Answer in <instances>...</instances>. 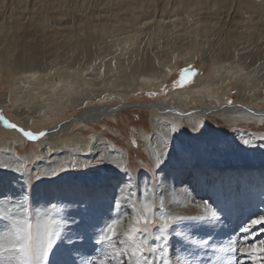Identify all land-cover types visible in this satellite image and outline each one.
<instances>
[{"label":"bare ground","instance_id":"bare-ground-1","mask_svg":"<svg viewBox=\"0 0 264 264\" xmlns=\"http://www.w3.org/2000/svg\"><path fill=\"white\" fill-rule=\"evenodd\" d=\"M180 62L209 71L171 87ZM1 86L0 105L25 131L79 111L34 141L37 175L18 156L27 138L4 130L0 114V206L58 221L55 244L76 245V264L107 260L104 224L121 216L128 227L145 200L185 218L169 229L172 264H236L221 249L264 213V0H0ZM152 92L159 100L144 104L151 129L141 136L156 179L135 175L130 150L96 131L121 114L118 103ZM211 212L218 220L208 224ZM189 237L210 246L182 250Z\"/></svg>","mask_w":264,"mask_h":264},{"label":"snow or ice","instance_id":"snow-or-ice-1","mask_svg":"<svg viewBox=\"0 0 264 264\" xmlns=\"http://www.w3.org/2000/svg\"><path fill=\"white\" fill-rule=\"evenodd\" d=\"M194 75H196L194 71L186 70L181 74L178 86L183 87L190 83ZM0 119L3 117L0 116ZM4 123L7 128L21 132L31 141L39 140L48 134L44 131L36 134L25 131L7 120H4ZM245 143L248 142L245 141ZM20 208L22 206L11 205L6 209L0 206V220L8 222L4 229L6 235L0 238V257L4 258V264H76V261L71 258V252L78 250L76 245L65 248L55 244L56 240L60 239L56 228L58 221L45 214L34 225L31 217L26 216ZM184 219L180 216L164 215L162 202L159 215H157L155 201L145 200L139 208L133 205L128 227H123L124 218L117 216L109 218L101 229L102 239L98 238L97 243H106L112 251L109 258L101 260L99 264H172L168 251V237L172 235L169 229ZM203 220L211 224L218 220L217 213L211 212ZM204 226L201 225V227ZM258 226H264V213H259L241 226L239 232L242 235L235 240H230L228 247L221 251L234 255L236 264H245V261H250L251 264H264V238H258L260 233L264 232V227ZM188 239L189 245H183L181 242L182 250H187L189 246L196 249L210 246L206 239L196 242H192L190 237ZM50 253L54 257L67 253L68 259L50 261ZM184 264H190V262L185 260Z\"/></svg>","mask_w":264,"mask_h":264},{"label":"rangeland","instance_id":"rangeland-1","mask_svg":"<svg viewBox=\"0 0 264 264\" xmlns=\"http://www.w3.org/2000/svg\"><path fill=\"white\" fill-rule=\"evenodd\" d=\"M205 68V69H204ZM192 70L196 73V75L191 77V82L194 81L195 78L198 77L200 71H203V73H206L209 71L208 67H204L201 63H184L180 62L179 67L177 70H175L172 74V78L170 80V85L171 87H176L179 85L181 81V74L184 73L186 70ZM189 84V83H187ZM168 88V85L164 87V90ZM7 88L5 86L0 87V94H2ZM154 92V91H153ZM143 94L136 96L132 99L129 100H123L120 103L117 104V106L121 107L122 109L121 114H118L114 117H107L106 121L101 122L98 124L96 131H106V134L110 135L113 139L117 140L120 145L123 146V148L130 150V167L131 171L135 173V175L139 176L141 174H147V172L151 173L152 176H154V179L157 178V171H153L152 167L154 166L150 158L147 156L145 152V143L142 139V131L143 130H150L151 125H150V114L148 113L146 107L144 104L147 103H152L155 101H158V96L157 94ZM230 99L228 100L231 101V104L235 100V91L232 92V94L229 96ZM13 106H10L7 109H3L2 106L0 105V114H3L4 112V117H6V120L10 123L16 124L20 128V124L18 121L13 117ZM6 113V114H5ZM79 113V111H68L65 115L61 114L60 112L58 113V117L53 119V122H56V125L53 124L51 127H46L43 130H28L31 132L37 131V133L41 131H46V130H52L55 129L58 126V122L60 121L61 124H65L69 121H72L73 118ZM68 114V115H67ZM66 116V117H65ZM61 117V118H60ZM13 119V120H12ZM58 120V121H57ZM2 128L4 130H11L7 128L5 123L1 124ZM254 125V124H253ZM264 128V126H263ZM264 131V130H263ZM77 135V132H72L71 136ZM83 135L86 137L87 132H83ZM26 138V137H25ZM28 144H24L18 153V156L21 158L26 159V164L29 167V170L34 173V175L38 173V171H35V166L37 158H34L36 154V146L35 142L28 140ZM23 148V149H22ZM150 164V167L149 165ZM35 184H33L34 188ZM161 196V195H160ZM162 201V200H161ZM160 204L161 202H157V212L160 211ZM245 212L244 206L241 208H238L237 213H236V221H242L244 216L243 213ZM240 218V219H239ZM33 224H36V221L32 220ZM229 225V223H228ZM231 225V223H230ZM158 226V225H157ZM227 226V225H226ZM237 227V229L240 227L238 225H233L232 230L234 231V227ZM235 227V228H236ZM63 230V229H62ZM61 229H59V233L62 232ZM55 250V249H54ZM168 251L171 252L172 249L168 248ZM170 255V254H169ZM171 257V256H170ZM53 255L50 253L49 254V260H53ZM172 258V257H171Z\"/></svg>","mask_w":264,"mask_h":264}]
</instances>
